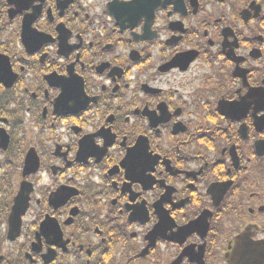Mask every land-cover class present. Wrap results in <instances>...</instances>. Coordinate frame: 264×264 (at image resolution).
I'll return each instance as SVG.
<instances>
[{
	"label": "flooded vegetation",
	"instance_id": "af4514ba",
	"mask_svg": "<svg viewBox=\"0 0 264 264\" xmlns=\"http://www.w3.org/2000/svg\"><path fill=\"white\" fill-rule=\"evenodd\" d=\"M239 241L264 243V0H0V264H238Z\"/></svg>",
	"mask_w": 264,
	"mask_h": 264
},
{
	"label": "water",
	"instance_id": "95a60500",
	"mask_svg": "<svg viewBox=\"0 0 264 264\" xmlns=\"http://www.w3.org/2000/svg\"><path fill=\"white\" fill-rule=\"evenodd\" d=\"M26 27L24 28V30L26 29ZM66 97H68V91L63 89V94H61L58 100L64 99ZM37 167H38V161L36 155L32 150H30L25 158L23 176L25 177L31 173H35ZM30 191H31L30 185L26 182H22L20 185V190L18 192V195L14 200V206L12 208V213L10 215V220H9L10 232L12 231V229L16 232L20 227V216L24 214L27 208L28 195ZM56 198H57L56 194H54L53 201H50V203L55 204ZM57 205H61V204H57ZM42 230H43V226H42ZM243 251H244V244L239 241L234 250V256H236V254L239 256L242 254L239 257L240 261L238 264H264V243H257L255 246H253L254 253L250 248L244 252Z\"/></svg>",
	"mask_w": 264,
	"mask_h": 264
},
{
	"label": "rangeland",
	"instance_id": "374dc122",
	"mask_svg": "<svg viewBox=\"0 0 264 264\" xmlns=\"http://www.w3.org/2000/svg\"><path fill=\"white\" fill-rule=\"evenodd\" d=\"M22 135H23L22 138H23V140H24V143L27 144V142H28V137H29V135H28V129H27L26 132H23ZM45 180H46V179H45ZM45 180H44V181H45ZM36 183H37V185L39 184L38 182H36ZM41 183H42V182H41Z\"/></svg>",
	"mask_w": 264,
	"mask_h": 264
}]
</instances>
